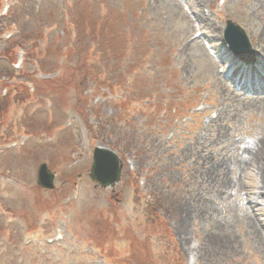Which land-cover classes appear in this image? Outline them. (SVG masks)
Returning a JSON list of instances; mask_svg holds the SVG:
<instances>
[{"label": "rangeland", "instance_id": "obj_1", "mask_svg": "<svg viewBox=\"0 0 264 264\" xmlns=\"http://www.w3.org/2000/svg\"><path fill=\"white\" fill-rule=\"evenodd\" d=\"M0 4V264H264V88L233 84L264 82V0ZM99 145L113 187L89 179Z\"/></svg>", "mask_w": 264, "mask_h": 264}, {"label": "water", "instance_id": "obj_2", "mask_svg": "<svg viewBox=\"0 0 264 264\" xmlns=\"http://www.w3.org/2000/svg\"><path fill=\"white\" fill-rule=\"evenodd\" d=\"M223 40L235 58L246 63L254 64L255 56L244 31L231 21H226ZM122 165L117 154L101 145L92 151L89 179L95 186L113 187L120 181ZM54 174L46 164H40L36 173V184L42 189L53 190Z\"/></svg>", "mask_w": 264, "mask_h": 264}, {"label": "trees", "instance_id": "obj_3", "mask_svg": "<svg viewBox=\"0 0 264 264\" xmlns=\"http://www.w3.org/2000/svg\"><path fill=\"white\" fill-rule=\"evenodd\" d=\"M0 7H1V4H0ZM12 7H13V5H11L10 10H9V13H10ZM7 18H8V15H7V14H6L5 16L0 17V34H3V33L6 31V29H7V27H5L6 25L3 23ZM16 35H18V34H16ZM16 35H15V36H16ZM15 36H14V37H15ZM10 40H11V38L9 39V41H10ZM8 43H10V42H8ZM13 44H14V43H13ZM10 45H11V43H10ZM14 47L16 48V50H15L16 52H17V51H22V52L25 51V50L22 48V46L15 45ZM3 53L7 56L6 58H8V59L11 61V63H12V61L14 60V58H13L14 49H9V50H7V48H6V49L3 51ZM25 53H26V52H25ZM36 66H37L38 69H40V68H39L40 65L38 64V62H36ZM14 72H17V71L14 70ZM7 75H8V74H7ZM7 75H6V76H7ZM13 79L17 81V78H14V77H13ZM29 83H31V82H29ZM14 86H15L14 89H16V88H23V87H24L22 84H19L18 81L15 82ZM0 87H4V88H5L6 85L0 84ZM33 87H34L33 91H34V90L36 91V87H35V86H33ZM24 91L27 92V88L24 89ZM8 94H9V93H8ZM8 94H7L6 96H4V98H2V99L0 98V108H2L3 105H6V106L8 107V105H9V103H10V99H11V97H10ZM33 95H34V94H31V95H29V96H33ZM4 101H5V102H4ZM5 141H8V138H6Z\"/></svg>", "mask_w": 264, "mask_h": 264}, {"label": "bare ground", "instance_id": "obj_4", "mask_svg": "<svg viewBox=\"0 0 264 264\" xmlns=\"http://www.w3.org/2000/svg\"><path fill=\"white\" fill-rule=\"evenodd\" d=\"M255 55V58H256V63H257V60L259 59V56H258V54L255 52L254 53ZM263 151V150H262ZM257 157L259 158L258 159V161H259V163L262 165V166H264V164H263V161H264V158L262 157H260V155L258 156L257 155ZM262 170H263V167L261 168ZM259 199H261L262 201L264 200V191H262V192H260V195H259ZM255 215V214H254ZM263 227V226H262Z\"/></svg>", "mask_w": 264, "mask_h": 264}]
</instances>
